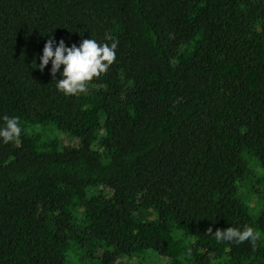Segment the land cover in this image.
Wrapping results in <instances>:
<instances>
[{"label": "trees", "instance_id": "trees-1", "mask_svg": "<svg viewBox=\"0 0 264 264\" xmlns=\"http://www.w3.org/2000/svg\"><path fill=\"white\" fill-rule=\"evenodd\" d=\"M108 36L85 93L36 67ZM5 115L0 264H264V0H0Z\"/></svg>", "mask_w": 264, "mask_h": 264}, {"label": "clouds", "instance_id": "clouds-1", "mask_svg": "<svg viewBox=\"0 0 264 264\" xmlns=\"http://www.w3.org/2000/svg\"><path fill=\"white\" fill-rule=\"evenodd\" d=\"M113 42L103 45L94 39H84L77 47L75 44L65 45L63 40L57 44L54 38L47 40L43 47L40 63L36 67L41 72L51 62L50 74L55 77L63 65L62 79L57 81L56 87L66 96H73L88 91V85L102 74H106L109 67L116 60V49L119 41L113 40L111 36L106 37ZM4 127L0 128V138L3 143H18L22 133L19 117H3ZM217 242L229 241L236 244L249 242L255 248L257 241L261 238L260 232L252 227L246 226L243 230L228 227L227 229H213L209 227L206 232ZM191 250L189 249V254Z\"/></svg>", "mask_w": 264, "mask_h": 264}, {"label": "rangeland", "instance_id": "rangeland-1", "mask_svg": "<svg viewBox=\"0 0 264 264\" xmlns=\"http://www.w3.org/2000/svg\"><path fill=\"white\" fill-rule=\"evenodd\" d=\"M37 131H41L42 132V130H40V128ZM151 259H152L151 262L150 261L146 262V260H141V259H139V260L134 259V260L131 261V264H154V262H155L154 259L155 258L152 257Z\"/></svg>", "mask_w": 264, "mask_h": 264}]
</instances>
